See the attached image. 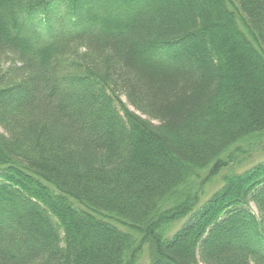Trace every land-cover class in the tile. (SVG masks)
<instances>
[{
	"label": "trees",
	"instance_id": "16d2710c",
	"mask_svg": "<svg viewBox=\"0 0 264 264\" xmlns=\"http://www.w3.org/2000/svg\"><path fill=\"white\" fill-rule=\"evenodd\" d=\"M263 139L264 0H0V264H264Z\"/></svg>",
	"mask_w": 264,
	"mask_h": 264
},
{
	"label": "rangeland",
	"instance_id": "374dc122",
	"mask_svg": "<svg viewBox=\"0 0 264 264\" xmlns=\"http://www.w3.org/2000/svg\"><path fill=\"white\" fill-rule=\"evenodd\" d=\"M264 140V139H263ZM251 157L250 159H248L245 163H244V166L246 168H249V167H252L253 165L257 164V163H260L262 161H264V152H260V150L257 149H254L253 152L250 153V156ZM218 180L217 179V182L215 181L216 184L219 185L218 183ZM217 185V186H218ZM209 189H212V188H209ZM208 189V193H212L214 190H209ZM180 226V224L176 225L174 228L175 230ZM137 264H148V259L146 257V255H142L139 259V261L137 262Z\"/></svg>",
	"mask_w": 264,
	"mask_h": 264
},
{
	"label": "bare ground",
	"instance_id": "6f19581e",
	"mask_svg": "<svg viewBox=\"0 0 264 264\" xmlns=\"http://www.w3.org/2000/svg\"><path fill=\"white\" fill-rule=\"evenodd\" d=\"M131 112H133L131 109H129Z\"/></svg>",
	"mask_w": 264,
	"mask_h": 264
}]
</instances>
